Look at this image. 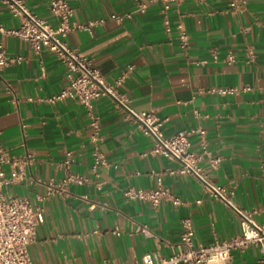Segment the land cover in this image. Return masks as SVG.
I'll return each instance as SVG.
<instances>
[{
	"label": "crops",
	"instance_id": "1",
	"mask_svg": "<svg viewBox=\"0 0 264 264\" xmlns=\"http://www.w3.org/2000/svg\"><path fill=\"white\" fill-rule=\"evenodd\" d=\"M231 1L183 0L163 11L162 0H68L72 20L85 27L64 40L108 82L133 65L121 90L137 110L155 112L165 136L206 129V139L194 134L190 146L202 174L232 188L234 204L256 210L264 224V0H240L237 8ZM23 2L57 24L50 0ZM180 21L189 32L187 50L178 39ZM22 23L0 0V25L12 30ZM0 43L11 57H23L0 70V143L10 158L0 169L5 192L45 210L29 245L34 264H129L154 251L170 256L179 250L184 218L196 244L240 233L238 212L197 175L168 173L179 162L150 153L153 137L112 97L97 98L90 109L74 99L52 101L67 83L57 54L43 46L35 51L11 33L0 32ZM230 50L233 62L225 59ZM231 88L237 90L220 91ZM96 149L107 159L97 168ZM66 150L73 152L72 171L87 181L63 183ZM156 172H165L162 182L178 203L164 200L155 208L126 196L132 186L157 187ZM229 264H260L258 249L235 251Z\"/></svg>",
	"mask_w": 264,
	"mask_h": 264
},
{
	"label": "built area",
	"instance_id": "2",
	"mask_svg": "<svg viewBox=\"0 0 264 264\" xmlns=\"http://www.w3.org/2000/svg\"><path fill=\"white\" fill-rule=\"evenodd\" d=\"M163 11L170 9L172 4H180L183 0H162ZM240 0H232L231 6L237 8ZM13 14L23 17L22 25L17 29H6L0 25V32L11 33L26 39L35 51L41 47L57 54L59 60L66 67L67 83L50 99L52 101L62 99H74L91 108L94 100L101 96H110L115 104L126 111L127 118L135 121L139 128L153 137L154 143L150 150L152 154H162L179 162L177 168L168 169L171 174L193 173L207 184L213 196L223 200L232 206L240 216L241 231L230 238L214 237L209 244H196L194 241L195 230L189 218L182 219L183 231L179 250L164 256L159 251L144 254L129 264H229L234 252L244 250L251 246L258 249L259 262L264 264V224L255 218L256 210H244L234 204V190L224 185L208 181L202 174L198 165L199 155L190 149L191 136L199 135L206 139V129L202 127L184 129L167 137L161 129V119L153 110H137L127 95L121 90L127 78L133 71V65L114 81L108 82L102 75L98 65L92 60L82 57L76 50L71 49L64 38L77 29L85 27L72 20L74 8L68 0H50V12L56 17L57 24L33 14L25 5L23 0H7ZM111 17L121 20V16L113 14ZM94 22H91L92 24ZM167 31H170L168 20H166ZM178 39L181 48L187 50L189 47V32L183 22L178 23ZM214 58H217L214 52ZM235 52L230 50L226 61L235 60ZM22 56L11 57L6 48L0 43V70L12 62L22 60ZM215 90V89H213ZM236 88L220 89L222 92H233ZM96 130H99V119L94 117L92 122ZM73 152L66 150L64 159L60 162L66 175L63 183H82L88 179L81 174L74 173L71 169ZM95 168L98 165H106L105 155L96 149L94 152ZM30 155H28V159ZM10 162L7 150L0 143V163ZM156 172L158 185L154 188L129 187L125 190L126 196L150 203L157 208L164 200H173L178 203L179 199L172 190L162 182V174ZM6 183L4 172L0 169V264H34L29 245L34 240L39 226L45 220L43 206L36 204L26 196H14L4 191ZM200 201V200H199ZM137 231L143 233L146 227H139Z\"/></svg>",
	"mask_w": 264,
	"mask_h": 264
}]
</instances>
